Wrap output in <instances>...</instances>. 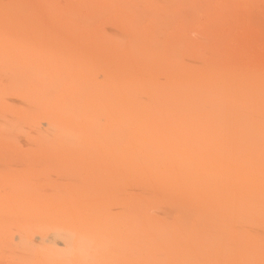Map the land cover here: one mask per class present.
I'll list each match as a JSON object with an SVG mask.
<instances>
[{"label":"bare ground","instance_id":"6f19581e","mask_svg":"<svg viewBox=\"0 0 264 264\" xmlns=\"http://www.w3.org/2000/svg\"><path fill=\"white\" fill-rule=\"evenodd\" d=\"M170 259L264 264V0H0V261Z\"/></svg>","mask_w":264,"mask_h":264},{"label":"rangeland","instance_id":"374dc122","mask_svg":"<svg viewBox=\"0 0 264 264\" xmlns=\"http://www.w3.org/2000/svg\"><path fill=\"white\" fill-rule=\"evenodd\" d=\"M166 216H161V218H165ZM168 217H174V216H168ZM189 218L196 219V214L191 215ZM0 264H25V263H20V262H11V261H0ZM27 264V263H26ZM155 264H178L174 259H170L166 262H157Z\"/></svg>","mask_w":264,"mask_h":264}]
</instances>
